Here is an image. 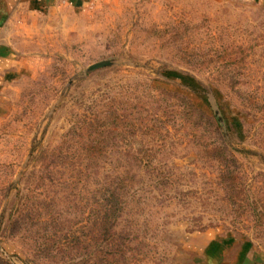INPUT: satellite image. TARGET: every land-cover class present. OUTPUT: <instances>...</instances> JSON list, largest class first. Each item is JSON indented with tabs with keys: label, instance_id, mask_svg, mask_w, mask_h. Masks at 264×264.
<instances>
[{
	"label": "rangeland",
	"instance_id": "rangeland-1",
	"mask_svg": "<svg viewBox=\"0 0 264 264\" xmlns=\"http://www.w3.org/2000/svg\"><path fill=\"white\" fill-rule=\"evenodd\" d=\"M27 21L0 264H195L215 235L264 263V5L91 0Z\"/></svg>",
	"mask_w": 264,
	"mask_h": 264
},
{
	"label": "crops",
	"instance_id": "crops-1",
	"mask_svg": "<svg viewBox=\"0 0 264 264\" xmlns=\"http://www.w3.org/2000/svg\"><path fill=\"white\" fill-rule=\"evenodd\" d=\"M91 0H0V114L6 91L13 79L20 73L21 58L12 46L10 36L13 29L28 23L45 11H51L58 4L83 7ZM264 5V0H255ZM237 242H229L224 235H215L203 244L199 260L195 264H264L251 250L244 249Z\"/></svg>",
	"mask_w": 264,
	"mask_h": 264
},
{
	"label": "water",
	"instance_id": "water-1",
	"mask_svg": "<svg viewBox=\"0 0 264 264\" xmlns=\"http://www.w3.org/2000/svg\"><path fill=\"white\" fill-rule=\"evenodd\" d=\"M109 63H110L109 60H107V59H101V60H98V61H96V62H94V63H91V64L88 66V68H89V69H95V68H98V67H101V66L107 65V64H109ZM215 113H217V111H215ZM218 119L221 121V117H220V115L218 116Z\"/></svg>",
	"mask_w": 264,
	"mask_h": 264
}]
</instances>
